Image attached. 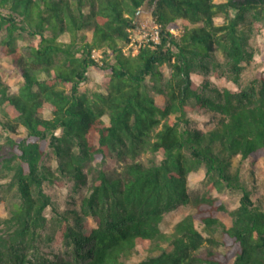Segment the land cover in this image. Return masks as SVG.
<instances>
[{
  "label": "trees",
  "instance_id": "trees-1",
  "mask_svg": "<svg viewBox=\"0 0 264 264\" xmlns=\"http://www.w3.org/2000/svg\"><path fill=\"white\" fill-rule=\"evenodd\" d=\"M144 1L0 0V55L23 79L9 92L0 76V126L25 130L0 144L14 192L0 225V264H264V200L253 196V173L242 166L264 157V73L240 84L253 58L250 37L264 26V0H147L158 42L125 53ZM24 35L30 41L18 46ZM90 67L105 71L103 93L79 91ZM192 73L226 77L239 87L197 84ZM45 105L49 118L40 115ZM189 112L211 125L192 126ZM144 145L160 160L134 161ZM47 150L55 170L44 164ZM126 156L132 160L119 174L96 170L79 212H58L43 191L45 182L62 186L66 177L86 186V163ZM200 168L205 192L191 200L187 175ZM213 188L240 195L229 226L216 216L225 206L209 193ZM178 204H191L193 212L164 233L159 224ZM48 206L69 256L33 259L29 251ZM136 246L148 255L127 263Z\"/></svg>",
  "mask_w": 264,
  "mask_h": 264
},
{
  "label": "rangeland",
  "instance_id": "rangeland-1",
  "mask_svg": "<svg viewBox=\"0 0 264 264\" xmlns=\"http://www.w3.org/2000/svg\"><path fill=\"white\" fill-rule=\"evenodd\" d=\"M220 1V0H215ZM153 6L147 3V0L139 8L136 14V22L137 27L132 30L130 42L124 46L123 50L125 53L135 54L138 49V44L140 42L145 43L147 33H150L152 27L154 26L152 23V11ZM215 24L223 23V19L221 17L214 18ZM175 33L177 32L176 29ZM87 32V31H84ZM88 33V32H87ZM3 33L0 32V38ZM65 39L66 37H62ZM30 41V38L27 35H24L22 39L17 40L18 46H25ZM250 45L253 50V58L252 61L245 65L244 71L240 77V84L242 86L247 85L248 82L255 76L257 72L264 73V26H262L259 31L252 34L250 37ZM95 58H99V52H93ZM161 71L164 74V78L167 79L170 74V70L167 66H161ZM105 71L96 67H90L87 71V80L83 82L79 91L84 92L87 95H90L93 92H102L103 88L101 86V79ZM0 76L2 81L8 86L9 92H16L20 85L22 84V76L19 72L18 67L14 65L10 58L5 55H0ZM191 79L199 84L203 80H208L215 86L219 88H229V89H237L239 86L234 84L232 81L227 79L226 77H216L211 74L204 75L201 73H192ZM155 101L157 104H162V97L155 92H152ZM50 106L45 105L40 112V115L44 118H49L51 116ZM1 114V111H0ZM188 117L190 119V123L192 126L197 128H207L211 124L208 123V119L196 112H189ZM105 122H107V117L104 116L102 118ZM160 125L154 128L151 134L159 129ZM25 134V130L22 126H18L16 128L15 133L6 132L0 126V144L4 141L5 136L10 137H21ZM148 139L151 141L153 139L152 136H149ZM48 155L44 158V164L49 166L51 169L55 170L56 161L52 156V153L48 151ZM132 159L130 156H126L122 159H117L116 157H110L105 162L99 163L98 160L88 162L84 165V171L86 173V186L81 185L79 183L74 182L71 178L66 177L62 178V186H57L54 184H50L45 182L42 186L43 191L49 196L54 208L58 212L68 211L74 209L79 212L80 209V201L81 198L87 194V185H89L91 179L96 173L98 168L103 169L110 175L119 174L125 163L130 162ZM134 161H139L143 164H148L151 161H159V155H152L149 150H147L146 145H144L140 151L134 156ZM239 157L234 156L232 158L233 165L238 164ZM243 169H251L252 179L254 184L257 186V190L253 193L254 197H259L264 200V157L259 158L256 161H251L250 159H246L242 162ZM57 172V171H55ZM9 173L1 166L0 159V225L1 221L8 216V207L11 202L14 200V192L13 188L8 190V182L10 181ZM206 188V179L204 174V169L200 168L196 171L189 172L187 175V191L191 200L196 197H200ZM213 197L223 202L225 206L224 211L216 212V216L222 220L226 226L231 224V216L229 212L233 210L239 201V193L231 192V191H219L215 188L211 189L209 192ZM193 212V206L191 204H178L174 208L170 209L164 216L162 221L159 224V228L164 233L172 232L174 225L183 218L186 214ZM46 223L44 229L39 230V236L35 243V250L30 249L31 258L33 259H48L55 260L56 256L68 257L69 248L65 247L62 243L57 241V216L51 206H48L44 212ZM195 227L197 230L201 232L203 236H207V233L203 230L202 225H200L197 221H195ZM1 228V227H0ZM219 232L215 235L217 236ZM164 247V245H162ZM220 251H223V247H218ZM136 253L130 257L127 263L137 262L140 259L146 257L148 255V251L143 250L139 246L135 247ZM151 253H157V251H152Z\"/></svg>",
  "mask_w": 264,
  "mask_h": 264
},
{
  "label": "built area",
  "instance_id": "built-area-1",
  "mask_svg": "<svg viewBox=\"0 0 264 264\" xmlns=\"http://www.w3.org/2000/svg\"><path fill=\"white\" fill-rule=\"evenodd\" d=\"M152 23H153V21H152ZM153 27H152V29H151V31H150V33H147L146 35H149L148 37H146V39H145V43H147V42H149V41H152L153 43H157L158 42V34H157V27H156V25L153 23ZM170 31L172 32V33H175V30H174V28H170ZM142 44H144L143 42H140L139 44H138V47L140 46V45H142Z\"/></svg>",
  "mask_w": 264,
  "mask_h": 264
}]
</instances>
